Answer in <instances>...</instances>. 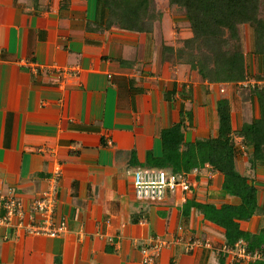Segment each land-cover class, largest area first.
<instances>
[{"label": "crops", "instance_id": "crops-1", "mask_svg": "<svg viewBox=\"0 0 264 264\" xmlns=\"http://www.w3.org/2000/svg\"><path fill=\"white\" fill-rule=\"evenodd\" d=\"M168 7V4H167ZM152 32L105 29L97 0H0V197L12 189L24 203L47 191L59 170L55 218L67 220L58 238L0 233V264H144L141 249L166 239L154 264H230L204 248L186 252L176 236L224 244L225 231L191 209L188 200L237 205L222 191L224 177L210 166L187 173L190 192H168L157 202L138 200L137 171L148 154L162 156L161 132L183 122L186 143L217 135V103L227 99L236 170L257 188L259 211L240 228H264V162L251 167L239 131L259 118L257 99L243 87L264 86V56L252 54L249 79L216 84L172 62L164 46L191 36L186 18L169 9ZM168 21V22H167ZM77 74H32L23 61ZM183 224L186 228H183Z\"/></svg>", "mask_w": 264, "mask_h": 264}, {"label": "trees", "instance_id": "trees-1", "mask_svg": "<svg viewBox=\"0 0 264 264\" xmlns=\"http://www.w3.org/2000/svg\"><path fill=\"white\" fill-rule=\"evenodd\" d=\"M107 12L105 29L119 28L130 32H152L162 15L150 14L154 0H97ZM170 10L182 14L189 24L191 36L180 41L177 48L164 46L174 63L196 71L202 80L216 84H240L249 79L241 28L251 29L252 54L264 56V0H167ZM264 80V77H256ZM255 97L259 118L246 123L239 131L242 144L251 153V167L264 162V86L245 89ZM219 128L217 135L186 143L184 126L180 123L161 132L162 156L148 154L149 166L179 175L210 166L223 175L222 191L239 200L237 205L224 204L220 208L188 200L183 208L187 224L191 209L225 231L226 244L239 240L247 243L249 251L264 255V228L251 234L240 228L241 221L250 220L259 211L257 188L236 170L238 146L233 139L231 111L227 99L217 103ZM264 216V210L261 212ZM183 228H186L183 224ZM58 264V263H56ZM250 264H264V260Z\"/></svg>", "mask_w": 264, "mask_h": 264}, {"label": "built area", "instance_id": "built-area-1", "mask_svg": "<svg viewBox=\"0 0 264 264\" xmlns=\"http://www.w3.org/2000/svg\"><path fill=\"white\" fill-rule=\"evenodd\" d=\"M23 66L32 74L43 72H54L63 78L67 75H76L72 68H43L35 61H23ZM259 86L257 83L250 84ZM188 174L179 175L168 173L161 169L137 171L133 175V188L138 200L157 202L165 198L168 192L182 193L190 192L191 184ZM60 177L59 170H56L52 177L50 188L29 203L19 198L12 189L8 190L5 196L0 197V233L4 229L14 227L27 236H44L58 238L67 230L65 218H55L56 188ZM176 245H183L186 252L204 248L214 252L216 255L226 258L230 264H250L251 262L264 260V255L258 250L249 251L247 243L239 240L233 246L224 244H213L209 240L201 238H184L179 235L173 240ZM169 246L166 239L153 238L141 249L144 257V264H154L163 249Z\"/></svg>", "mask_w": 264, "mask_h": 264}, {"label": "rangeland", "instance_id": "rangeland-1", "mask_svg": "<svg viewBox=\"0 0 264 264\" xmlns=\"http://www.w3.org/2000/svg\"><path fill=\"white\" fill-rule=\"evenodd\" d=\"M168 10L167 7V0H154V4L151 5L150 14L153 17H159L162 11ZM168 22V21H167ZM241 34H242V41H243V48L244 52L246 54V61L249 69V40L251 42V29L248 26H243L241 28ZM244 89H251V85H247L246 87H243ZM238 146H240L239 143H237ZM239 153V152H238Z\"/></svg>", "mask_w": 264, "mask_h": 264}]
</instances>
